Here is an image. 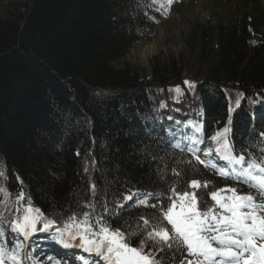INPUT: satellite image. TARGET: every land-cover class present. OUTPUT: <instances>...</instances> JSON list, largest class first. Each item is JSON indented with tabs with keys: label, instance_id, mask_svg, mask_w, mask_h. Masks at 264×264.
I'll return each instance as SVG.
<instances>
[{
	"label": "trees",
	"instance_id": "obj_1",
	"mask_svg": "<svg viewBox=\"0 0 264 264\" xmlns=\"http://www.w3.org/2000/svg\"><path fill=\"white\" fill-rule=\"evenodd\" d=\"M240 2L246 6L239 16L194 25L187 53L152 63L143 80L110 64L151 40L168 15L153 0L9 1L0 16V171L6 172L0 187L10 193H0L3 218L18 214L21 188L46 213L82 200L89 152L98 162L94 178L112 191L153 189L158 168L187 170L181 162L190 158L146 129L157 124L160 133L178 135L164 116L203 122L211 146L207 138L226 123L227 99L237 93L243 98L233 113V138L237 149L247 143L253 99L261 98L264 111V0ZM193 166L199 174L190 178L221 185L213 171ZM120 211L125 218L137 212L130 205Z\"/></svg>",
	"mask_w": 264,
	"mask_h": 264
},
{
	"label": "snow or ice",
	"instance_id": "obj_2",
	"mask_svg": "<svg viewBox=\"0 0 264 264\" xmlns=\"http://www.w3.org/2000/svg\"><path fill=\"white\" fill-rule=\"evenodd\" d=\"M173 2L153 0L164 12ZM184 84L194 87L189 81ZM176 91L180 92L179 86ZM242 98L243 93L236 94L227 108L226 123L208 136L211 146L203 150L199 147L205 144L203 122L190 120L184 125L192 128V134L181 137L184 144L177 139L170 146L191 154L181 162L190 167L158 168L151 190L112 191L97 182L98 162L91 152L83 157L81 170L88 177L83 199L74 201V206L46 213L21 188L15 218L5 220L0 214V264L32 261L25 250L39 233L85 254L74 252L68 264H264V128L237 149L233 113ZM146 134L151 135L147 129ZM169 134L175 139V133ZM201 151L210 159H203ZM193 160L213 170L223 186L210 178H190L199 174ZM0 179H6L5 171H0ZM16 180L23 184L19 176ZM0 193L10 195L6 187H0ZM127 201H133L130 207L137 210L130 218L120 211Z\"/></svg>",
	"mask_w": 264,
	"mask_h": 264
},
{
	"label": "rangeland",
	"instance_id": "obj_3",
	"mask_svg": "<svg viewBox=\"0 0 264 264\" xmlns=\"http://www.w3.org/2000/svg\"><path fill=\"white\" fill-rule=\"evenodd\" d=\"M9 1L12 0H0L1 17H4ZM244 5L246 6L240 0L175 2L172 12L153 31L151 40L134 45L122 59L111 62L110 66L114 70L127 69L140 79H149L152 75V63L157 61L164 65L168 58L187 53L184 47L194 25L213 26L229 17L239 16V11L245 8ZM227 100L230 104L231 99Z\"/></svg>",
	"mask_w": 264,
	"mask_h": 264
}]
</instances>
